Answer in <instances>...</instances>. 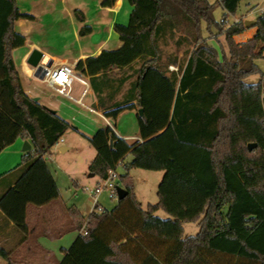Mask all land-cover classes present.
Here are the masks:
<instances>
[{"label": "trees", "instance_id": "16d2710c", "mask_svg": "<svg viewBox=\"0 0 264 264\" xmlns=\"http://www.w3.org/2000/svg\"><path fill=\"white\" fill-rule=\"evenodd\" d=\"M127 1L128 23L114 24L122 45L80 59L76 69L90 79L94 108L113 125L123 111L143 109L137 115L143 141L129 143L109 125L99 128L88 137L97 152L89 171L107 179L131 154L128 171H164L158 201L144 210L128 172L121 176L127 195L113 209L98 212L96 205L86 217L69 208L71 230L87 233L58 264H212L219 256L228 264H264V71L256 62L264 59V12L254 37L238 43L234 36L245 22L231 23L228 15L242 0ZM20 19L34 15L17 0H0V152L18 138L32 142L20 164L0 176V212L22 242L28 207L61 197L45 155L71 125L25 92L12 57L26 41L15 29ZM91 30L84 25L80 34ZM170 43L175 51L165 49ZM251 76L259 78L249 82ZM249 143L256 146L250 150ZM187 222H198L199 232L185 236ZM13 253L0 242L7 264H26Z\"/></svg>", "mask_w": 264, "mask_h": 264}, {"label": "crops", "instance_id": "0c3cea01", "mask_svg": "<svg viewBox=\"0 0 264 264\" xmlns=\"http://www.w3.org/2000/svg\"><path fill=\"white\" fill-rule=\"evenodd\" d=\"M30 1L37 4L44 1L47 7H51L55 0ZM63 1L66 2V0ZM85 1L88 3L86 4L87 6L77 7L72 10L66 21H64V17H62V15L56 17L60 23L58 29L56 27L55 29L50 30L45 25V23H49L47 19L52 17V13H49L48 16L45 17L39 16L37 12H27L34 15L33 20L20 19L15 22V29L25 35L26 41L24 46L16 48L12 51V57L16 64L15 55L17 50L26 48V52H24L21 57V61L24 60V62L22 64L20 63L21 65L19 66L16 64V67L18 69L20 68L23 77L24 70L29 84L31 83V78L35 77L33 74L34 68L30 67L31 65L29 66L27 59L34 49H39L44 53V56L47 57V59L44 60L46 63L50 59V64H54L55 62L76 64L80 59L99 55L103 49H116L122 45L119 35L114 30V24L117 22L124 24L128 23L129 15L132 10V6L128 3V1L116 0L112 6H105L103 4L104 0H84V3ZM26 3L27 2L25 0H17V5L22 12H26L29 9L22 6ZM76 10H79L83 13V21L77 17L75 13ZM91 10L95 11V24L92 25L87 24ZM251 11H254V9ZM234 19L239 20L240 18L234 16ZM250 20H256V18H250ZM61 23L63 25H61ZM84 25H89L92 28L91 32L87 35L80 34V29ZM256 32V26L253 25L249 28L246 27L244 32L235 35L234 39L238 43L244 42L253 38ZM209 42L213 46L219 48V45L215 40ZM110 45L113 46L110 47ZM258 78L259 77H257L255 81H257ZM78 84L80 85L79 82H76L74 86V92L76 90V96H78L81 91L79 88L80 86L77 87ZM26 86L27 88H25L23 85L25 92L33 100L40 102L50 111H53L66 119L70 123L71 127H74L75 129H68L60 138L58 143L48 152L50 156L56 161V164L52 162L55 168V173L52 171V167H50L49 164L48 166L52 171L60 189V199L54 200L43 206L28 207L27 221L29 224V233L27 235V239L22 242L21 233L14 228L12 223H7V221L3 219L0 212V242L5 247L14 248V253L12 256L26 264H48L49 262L58 264L59 261H61L65 256L67 250L75 242L78 235L80 233L85 234V229H82L81 231L71 230L70 227L72 218L68 212V209L74 207L86 217H88V215L94 209H96V205H98V209H96L98 212L108 209L106 204L100 201L99 197L102 193L101 192L98 195L97 204H95L88 196L92 200L93 205L88 210L82 211L80 206L67 202L63 192L61 191L60 183L61 180L68 178L76 186H79V179L84 180L85 177L88 181H94V185L100 183V181H98L101 180L100 176L95 174L90 176L91 172L89 171V166L91 161L95 158L97 152L96 149L90 144L88 137H91L99 128L109 125L108 120L111 122L112 120L107 118L103 114L102 110L95 109L94 107L93 108L95 111L83 108L66 97L65 98L67 100H70V104L73 102L74 105H70L68 102L64 101H55L53 99L54 92L49 88L48 89L52 93L47 92L46 94H36L37 92L31 90V87L35 86ZM43 87L40 89L37 87L35 88L36 91H40L43 89ZM91 93V101L92 104H94L96 101V96L93 92V89ZM77 109L88 110L91 112L96 118L94 126H91L90 129H78L77 127L73 126L69 120L71 117L70 112ZM137 115L138 109L125 110L118 116L116 122L114 123V127L117 132L129 143H133L136 140H143L139 135ZM124 116H126L130 124L124 122ZM69 130H73V132H75L80 138L92 146L91 147L90 145H87L89 146L88 148H94L89 149L90 151L89 154H87V158H85L82 162H79V159L77 158V149L75 148L74 144H71V142L67 141L64 142ZM25 141H28L31 145L30 148H32V142L30 139L18 138L14 143L0 152V176L11 171L20 164L23 154L27 151L23 149ZM56 148H58L57 153ZM72 150H74V152L69 155ZM129 155L131 154H128L127 156ZM129 173L131 174V169L129 170ZM135 195L139 201L136 193ZM117 201L119 200L117 199Z\"/></svg>", "mask_w": 264, "mask_h": 264}, {"label": "rangeland", "instance_id": "374dc122", "mask_svg": "<svg viewBox=\"0 0 264 264\" xmlns=\"http://www.w3.org/2000/svg\"><path fill=\"white\" fill-rule=\"evenodd\" d=\"M25 1L27 3L22 6H24L25 8H29L26 12H37L39 16H45V17H47L49 13L50 14L52 13V17L47 19L49 23L47 24L45 23L46 27L50 30L55 29L56 27L58 29L60 26L59 20H57L58 18L56 17H59L62 15V17H64V21H66L70 15V12H72V10H74L77 7L87 6L86 4H88L86 3V1L84 3V0H66V2H64L63 0H55L51 7H47L44 1L38 4L30 0H25ZM210 1L215 2L216 0H210ZM262 8H264V0H244L240 3L235 16L239 17L240 19H243V21L249 20L250 18H257L262 13V10H261ZM252 9H254V11H251ZM94 12H95L94 10H91V12L89 13L90 15L88 17L87 24H90V25L95 24V13ZM223 14H224L223 7L218 5L214 11V16L216 20L220 21L222 19ZM228 20L229 22L233 23L235 21L234 16L228 15ZM61 25L63 24L61 23ZM216 33H217V30H216ZM205 35L207 36L208 33L205 32ZM220 39L221 41H223L224 37H221ZM212 40L214 39H210L209 41H212ZM111 46L113 45H110V47ZM165 49L167 51H175V46L172 43H170ZM24 52H26V48H21L17 50L16 55H15L17 66L21 65L24 62V60L21 61V57ZM46 59L47 57L44 56V60ZM256 62L260 66V68L264 71V59H259ZM47 63L50 64L51 60L49 59ZM17 71H18L19 78H20L21 77L20 68L19 69L17 68ZM23 73L25 77L26 75H25L24 70H23ZM24 77L22 76L23 82H24ZM257 77L258 76H251L247 80L250 82L255 81ZM20 81H21V78H20ZM36 81H38L36 78H31L30 84ZM23 85L25 88H27V86L25 85V82ZM35 87H31L32 88L31 90H33L34 92H37L36 94H44V93L46 94L47 92L52 91V90L50 91L48 87L46 86H44L42 90L36 91ZM77 87H79L80 89L82 88V86L79 84L77 85ZM127 87H128V83L125 84L122 92L126 90ZM75 93H76V90L75 92H73V94L76 96ZM53 94H54L53 99L55 101H64V102H68L69 104L71 103L70 100H67L65 97L57 93H53ZM85 101L89 103L91 101L90 96H88ZM70 105H74L73 102ZM92 107H94V104H92ZM70 114H71L70 115L71 117L69 120L71 124L77 127L78 129H90L91 126H94V123L96 121L95 116L88 110H78V109L72 110ZM123 120L127 124H130L126 116H124ZM69 129H75V128L71 127ZM66 141L71 142V144H74L75 148L77 149V158L79 159V162H82L85 158H87V154H89V151H90L89 149H94V148H88L89 146L87 145H90V144L85 142L82 138H80L75 132H73V130H69V132L67 133V136L64 142ZM57 152H58V148H56V153ZM73 152L74 150H72L69 153V155L72 154ZM132 158L133 156L131 155L127 156L124 162L117 167L116 176L113 180L115 186H120L123 188L125 187L124 181L121 176L129 172L126 166L129 162H131ZM46 160L49 166L52 167V171L55 173V168H54L52 161L49 158H47ZM163 174H164V171L162 170H149V169H142V168L131 169L130 175L132 176L133 190L137 194L139 201L140 200L142 201V203L141 201L140 203L144 210H147L149 204H154L158 201L157 189H158V184L163 177ZM79 180H80V185L76 186L68 178H65L64 180H61L60 188L67 202H69L70 204H76L80 206L81 210L84 211V210H88L93 204H92V200L83 191L82 187L84 186V187L91 188L94 186V181H88L86 177L84 178V180L82 179H79ZM98 181L102 182V180H98ZM111 192L112 191L110 190V188H105L99 197L100 201L106 204V206L108 207V210L113 209L118 204L117 199H115L112 196ZM155 214L162 218L169 217V214L166 213L164 210H158L157 212H155ZM199 229L200 227H199L198 222L184 223L185 236L195 235L199 232ZM228 262L229 260L227 261V258L223 256H219V258L212 260V264H228ZM234 263L243 264L240 260H237ZM0 264H7L5 259H3L2 257H0Z\"/></svg>", "mask_w": 264, "mask_h": 264}, {"label": "built area", "instance_id": "2783aa9c", "mask_svg": "<svg viewBox=\"0 0 264 264\" xmlns=\"http://www.w3.org/2000/svg\"><path fill=\"white\" fill-rule=\"evenodd\" d=\"M264 12V8L261 9ZM239 20H235L234 22H238ZM172 68H175L172 66ZM34 75H36L37 80L36 82L29 84L27 77H24V82L28 86H36L38 89L42 88L43 86L48 87L54 93H57L63 97H66L83 108L95 111L92 107V101L87 103L85 100L88 96L91 99V92L92 86L88 76L84 74H80L76 69L75 63H54L48 64L44 60L40 61L39 64L35 67ZM21 83L24 84L22 81V74H21ZM79 82L82 86L81 91L78 96L73 94L75 83ZM109 126L113 129L117 136L123 138L115 129L113 123L108 120ZM143 141V140H141ZM45 158H49L54 164L56 161L50 156L49 153L45 155ZM116 176V170L109 171V177L107 179L102 180V182L94 185L91 188L82 187L83 191L93 200L95 204L98 202V195L105 189L110 188L112 191V196L115 199H118L117 194V186L114 185V178ZM86 234L87 232L84 231Z\"/></svg>", "mask_w": 264, "mask_h": 264}, {"label": "water", "instance_id": "95a60500", "mask_svg": "<svg viewBox=\"0 0 264 264\" xmlns=\"http://www.w3.org/2000/svg\"><path fill=\"white\" fill-rule=\"evenodd\" d=\"M256 23H257V20H250L249 19V20L245 21V26L247 28H249V27L255 25ZM42 60H44V53L41 50H39V49H34L30 53V55H29V57L27 59V62L29 64L33 65L34 67H36L39 64V62L42 61ZM138 113L142 114L143 113V109L140 108L138 110ZM30 146H31L30 143L28 141H25L23 149L24 150H28L30 148ZM255 146H256V143H249V145H248L250 150L253 149V147H255ZM93 175H94V173H90V176H93ZM117 194H118V200H121L127 195V191H126L125 188L117 186Z\"/></svg>", "mask_w": 264, "mask_h": 264}, {"label": "bare ground", "instance_id": "6f19581e", "mask_svg": "<svg viewBox=\"0 0 264 264\" xmlns=\"http://www.w3.org/2000/svg\"><path fill=\"white\" fill-rule=\"evenodd\" d=\"M29 65H31V64H29ZM31 66H32V67L34 68V70H35V67H34L33 65H31ZM34 77L37 78L36 75H34Z\"/></svg>", "mask_w": 264, "mask_h": 264}]
</instances>
